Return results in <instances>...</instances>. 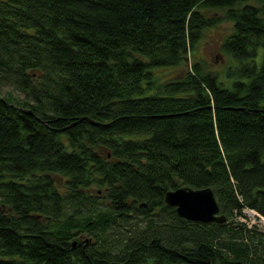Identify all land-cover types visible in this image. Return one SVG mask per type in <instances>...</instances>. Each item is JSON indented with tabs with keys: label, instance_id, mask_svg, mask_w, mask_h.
<instances>
[{
	"label": "trees",
	"instance_id": "trees-1",
	"mask_svg": "<svg viewBox=\"0 0 264 264\" xmlns=\"http://www.w3.org/2000/svg\"><path fill=\"white\" fill-rule=\"evenodd\" d=\"M260 1L0 0V264H264ZM219 6L222 71L189 61Z\"/></svg>",
	"mask_w": 264,
	"mask_h": 264
},
{
	"label": "rangeland",
	"instance_id": "rangeland-1",
	"mask_svg": "<svg viewBox=\"0 0 264 264\" xmlns=\"http://www.w3.org/2000/svg\"><path fill=\"white\" fill-rule=\"evenodd\" d=\"M250 3H261L260 0H247ZM227 7L219 6L209 8L208 11L212 15H219L221 19L214 25L208 26L203 31L193 57H189V61L193 62L194 59L202 58L206 64L214 70L222 71L226 69L229 59L227 53L222 49V41L226 34H229L233 27V22L225 17ZM235 62L231 59V63ZM224 77V76H223ZM246 216H238L237 218L244 221L249 227H257L264 229V218H262L256 211L249 208H244ZM124 226V225H123ZM125 228V227H123ZM127 229V227L125 228Z\"/></svg>",
	"mask_w": 264,
	"mask_h": 264
},
{
	"label": "water",
	"instance_id": "water-1",
	"mask_svg": "<svg viewBox=\"0 0 264 264\" xmlns=\"http://www.w3.org/2000/svg\"><path fill=\"white\" fill-rule=\"evenodd\" d=\"M165 201L175 205L179 215L203 222L223 221L226 215L221 213L220 205L210 186L193 188L182 185L168 189L165 192Z\"/></svg>",
	"mask_w": 264,
	"mask_h": 264
}]
</instances>
